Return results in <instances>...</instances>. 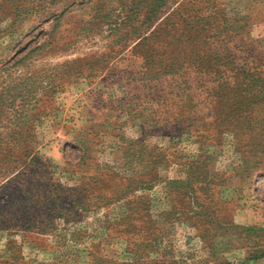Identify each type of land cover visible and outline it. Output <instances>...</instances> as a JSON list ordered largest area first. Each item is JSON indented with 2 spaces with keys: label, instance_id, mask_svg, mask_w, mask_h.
<instances>
[{
  "label": "rangeland",
  "instance_id": "1",
  "mask_svg": "<svg viewBox=\"0 0 264 264\" xmlns=\"http://www.w3.org/2000/svg\"><path fill=\"white\" fill-rule=\"evenodd\" d=\"M231 1L0 0V131L54 201L0 184V264H264V0Z\"/></svg>",
  "mask_w": 264,
  "mask_h": 264
},
{
  "label": "trees",
  "instance_id": "2",
  "mask_svg": "<svg viewBox=\"0 0 264 264\" xmlns=\"http://www.w3.org/2000/svg\"><path fill=\"white\" fill-rule=\"evenodd\" d=\"M205 23L210 27L208 22ZM197 28L199 27L197 26ZM221 33L222 31L220 29L212 28L206 31H204V29L201 31L196 29L192 34L193 38L197 41L201 38L205 42H211L213 44L220 39ZM200 61L195 56L193 63L196 64ZM196 69L197 68H194V70ZM37 142L35 134H27V132L20 133L19 131H7V133L4 134L0 131V184L7 181L6 185L2 186V191L10 190L9 197L11 201H13L12 203H15V201L22 196H26V194L28 196H40L46 203L54 202L51 198H47L48 194L52 192L48 190H34L38 189V187L48 189L53 181L51 171L53 163L48 158L41 157L34 152ZM18 185L19 187L26 185L30 190H26L25 188L15 189L14 187ZM87 191L88 189L85 186H80L77 188V194L71 195L75 196L78 200L72 201L73 208L75 204L77 206L80 205L81 202L86 205L94 206V202H92L94 198H90L91 195L87 193ZM56 196L58 200H64L63 193L59 192Z\"/></svg>",
  "mask_w": 264,
  "mask_h": 264
},
{
  "label": "crops",
  "instance_id": "3",
  "mask_svg": "<svg viewBox=\"0 0 264 264\" xmlns=\"http://www.w3.org/2000/svg\"><path fill=\"white\" fill-rule=\"evenodd\" d=\"M244 1H247V0H244ZM251 2H252L251 5L246 6L244 8H240L239 5L236 6V1L235 0H232L231 1V6H230V9L229 10L232 13L238 12L240 14H251V13H253L256 4L258 3V0H252V1H250V3ZM260 3H261V1H260Z\"/></svg>",
  "mask_w": 264,
  "mask_h": 264
}]
</instances>
